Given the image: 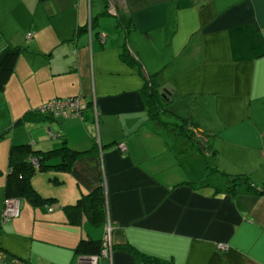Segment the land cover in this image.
I'll list each match as a JSON object with an SVG mask.
<instances>
[{"label":"crops","instance_id":"1","mask_svg":"<svg viewBox=\"0 0 264 264\" xmlns=\"http://www.w3.org/2000/svg\"><path fill=\"white\" fill-rule=\"evenodd\" d=\"M8 45L24 48L0 91V133L11 130L0 137L8 254L79 264L82 239L103 240L104 250L106 224L92 223L88 202L72 210L77 219L64 208L101 186L112 232L96 264H138L126 244L174 264H264V0H0V52ZM150 74L198 125L216 172L191 140L150 118ZM80 94L89 102L81 119L39 114ZM18 143L92 151L68 171H38L32 183L53 202L22 201L20 216L3 223ZM238 174L263 192L231 191L228 175Z\"/></svg>","mask_w":264,"mask_h":264},{"label":"trees","instance_id":"2","mask_svg":"<svg viewBox=\"0 0 264 264\" xmlns=\"http://www.w3.org/2000/svg\"><path fill=\"white\" fill-rule=\"evenodd\" d=\"M23 50L24 48L21 45H8L0 52V91L5 89L8 84ZM124 58L130 64H139L129 50L124 52ZM156 76L157 74H150L149 77L146 78L144 89V99L148 107L150 118L161 126L167 128L170 127L171 130L178 131L180 135L191 140L192 145L196 147L200 153L206 155L208 173L212 174L213 172H216L218 169L213 167L209 161V144L206 142L200 143L194 133V130L198 128V125L192 118H183L179 116L177 110L170 106L167 92L164 90L162 91L160 85L154 84L153 82L154 77ZM39 114L42 116H48L41 112H39ZM166 115L173 117L175 121L165 119L164 117ZM17 124L18 122L16 125ZM10 131L11 130H7L0 133V137ZM91 151L92 150L78 151L66 145L57 149L42 151L35 148L30 143L14 144L10 150L9 171L6 177L4 203L7 199L18 198L22 201H28L34 206L51 204L53 198L44 197L33 185L32 178L34 175L38 171L49 170L50 167H56L60 170L68 171L72 168L78 157L82 154L90 153ZM57 157L62 158L61 162L58 164H51L49 160ZM33 158L37 159L39 167L35 166ZM58 180V178H54V181L58 182ZM228 181L230 184L229 189L234 192L240 190L241 184H245L248 190L258 193L263 192V190L261 191L258 189L256 185L250 181L246 174L228 175ZM87 202L91 212L92 223L97 224L100 222L107 224L109 220L107 218L106 198L105 192L101 186L80 197L76 203L68 204L64 208L68 214L75 216V219H77V213L72 210L75 211L76 209L84 208ZM75 219L73 217L74 221ZM123 249L131 252L138 264H174L172 261L161 260L157 257L147 255L130 244L124 245ZM102 250L103 240L96 241L92 239H82L77 246V253L83 257L101 256Z\"/></svg>","mask_w":264,"mask_h":264},{"label":"built area","instance_id":"3","mask_svg":"<svg viewBox=\"0 0 264 264\" xmlns=\"http://www.w3.org/2000/svg\"><path fill=\"white\" fill-rule=\"evenodd\" d=\"M28 38L33 37V32H29L27 34ZM89 102L87 98L80 94L75 97H66V98H57L54 100H50L43 104L39 111L42 114H46L55 118H64V119H81L83 118L84 112L88 108ZM119 148L125 152L127 150V146L124 143L119 144ZM33 162L36 167H39V163L37 159L33 158ZM22 209V200L18 198L7 199L4 203L2 210L3 223L9 222L20 216ZM111 232L112 225L108 222L106 224V232H105V248L102 251V255H106V247L109 246L111 241ZM228 245H219V248L224 249L227 248ZM101 256L95 257H84L79 259V264H96ZM0 264H32L29 261L12 256L6 252L5 249L2 248L0 244Z\"/></svg>","mask_w":264,"mask_h":264},{"label":"rangeland","instance_id":"4","mask_svg":"<svg viewBox=\"0 0 264 264\" xmlns=\"http://www.w3.org/2000/svg\"><path fill=\"white\" fill-rule=\"evenodd\" d=\"M26 36H27V33H26ZM165 119H167V120H172V121H175V119L173 118V117H171V116H168V115H166L165 117H164ZM19 132H21V131H19ZM18 144H20V143H18ZM226 249H228V246H227V248H224V250H226Z\"/></svg>","mask_w":264,"mask_h":264},{"label":"water","instance_id":"5","mask_svg":"<svg viewBox=\"0 0 264 264\" xmlns=\"http://www.w3.org/2000/svg\"><path fill=\"white\" fill-rule=\"evenodd\" d=\"M86 258H88V257H86Z\"/></svg>","mask_w":264,"mask_h":264}]
</instances>
